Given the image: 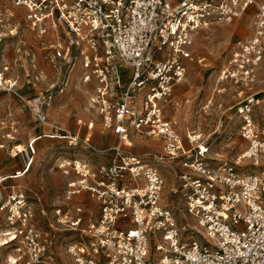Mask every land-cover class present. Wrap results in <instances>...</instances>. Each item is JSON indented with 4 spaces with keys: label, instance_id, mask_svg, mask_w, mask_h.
Here are the masks:
<instances>
[{
    "label": "built area",
    "instance_id": "obj_1",
    "mask_svg": "<svg viewBox=\"0 0 264 264\" xmlns=\"http://www.w3.org/2000/svg\"><path fill=\"white\" fill-rule=\"evenodd\" d=\"M9 1L24 10L23 20L42 41L52 68L78 66L82 83L93 85L89 106L117 143L99 152L110 155V163L95 168L77 160L59 163L65 189L50 221L41 211L46 231L37 227L26 193L5 195L6 179L0 178V264H59L58 230L70 237L69 264H264V165L258 173L236 168L244 159L264 162V89L251 93L264 70V0ZM251 9V36L237 43L216 77L217 92L249 91L235 105L246 148L233 164L213 163L200 134L184 144L165 118V106L186 77L195 34L233 25ZM7 71L8 66L0 70L1 91L15 85ZM61 82L59 93L66 84ZM50 101L51 94L32 103L44 124L43 108ZM131 135L158 140L161 152H127ZM33 153L30 147L26 169ZM169 176L182 213L194 223L182 228H192L187 238L174 209L161 201Z\"/></svg>",
    "mask_w": 264,
    "mask_h": 264
},
{
    "label": "rangeland",
    "instance_id": "obj_2",
    "mask_svg": "<svg viewBox=\"0 0 264 264\" xmlns=\"http://www.w3.org/2000/svg\"><path fill=\"white\" fill-rule=\"evenodd\" d=\"M254 12V9H251L233 25H213L195 34L192 47L193 60L186 77L173 91L171 103L165 106V117L179 131L184 144H187L188 136L200 134L201 141L209 145L206 156L213 163L233 164L246 148V143L239 137L241 119L235 113V105L243 100L249 91L228 88L224 93L217 92L221 87L217 86L216 77L237 43L246 40L252 34ZM23 17V9L15 8L9 0H0V70L9 65L7 77L17 80L16 86L14 85L11 90L7 92L0 90V111L4 113L0 119V135L3 136L5 132L1 129L2 121L6 118L4 110L6 111L8 104L14 107L13 121L16 123L14 135L17 137L21 132L25 134L31 126L42 123L38 118H33L36 114L27 106L31 97L52 95L53 101L43 108L45 122L50 123L45 127V133L61 137L54 141L53 147H44L43 150L36 151L34 163L32 159L33 165L31 163L29 166L28 169L31 170L27 175L31 181L34 176H39L38 184L31 183L34 189L29 192V201L33 208L38 207L34 209L37 227L46 231L48 222L40 211L43 209L50 221L52 210L60 204L65 189L66 179L59 168V163L62 160L67 162L77 160L87 162L95 168L99 164L111 162L110 155H101L100 151L97 153L96 150L82 143L87 135V123H94L88 141L90 140V144L95 148H112L116 138L102 128L98 114L90 108L89 97L94 88L92 84L82 83L80 68L75 66L73 69H66L62 63H59L57 69H53L45 60V53L41 50L42 41L30 31ZM200 59L204 60L198 64L197 60ZM259 75L261 82L251 89V93L264 89V70H261ZM59 80L66 82L65 86H60L61 93L51 87L52 83L58 84ZM26 84L28 88L31 87L30 91H23L22 87ZM181 100L184 102L178 107L172 104L173 101ZM231 106L234 108L229 111L228 108ZM77 121L81 123L78 125ZM84 123L86 125L82 126ZM38 132L40 131L36 133ZM66 137L68 139H64ZM131 137L132 146L124 147L127 152L135 155L149 151L161 152L160 146L154 143L153 138H141L135 135ZM72 138L77 141H73ZM21 152L22 146H16L13 150V154L18 155ZM262 165H264L262 161L254 164L253 160H248L241 161L236 168L239 172L258 173ZM8 184L25 187L24 181L19 179ZM175 187L174 178L169 176L165 182L161 201L174 209L181 235L187 238L191 236L192 228L186 227L185 230L182 228L186 224L193 227L194 223L182 213L181 197L179 193L172 192ZM35 192L43 195L36 204L32 202L37 200ZM3 226L4 220L0 215V228ZM69 238L66 232L60 230L55 232L54 252L59 264L70 263L65 252V243Z\"/></svg>",
    "mask_w": 264,
    "mask_h": 264
},
{
    "label": "crops",
    "instance_id": "obj_3",
    "mask_svg": "<svg viewBox=\"0 0 264 264\" xmlns=\"http://www.w3.org/2000/svg\"><path fill=\"white\" fill-rule=\"evenodd\" d=\"M250 36H248L246 39H248ZM5 77H6V79H9L11 82H15V86H16V84H17L16 81L17 80L7 77V73L5 74ZM59 82H60V80L58 81V84L57 83H52L51 87H53L55 90H57V88H58V86L60 84ZM28 87L29 86H27V84L24 85L22 87L23 91H30L31 87L30 88H28ZM27 94H29V92H27ZM37 96H39V95H36V96L33 95L31 97V101L27 102V106L30 109L32 107V103L34 101V98L37 97ZM6 107H7L6 111L4 110V112L6 113V118L2 121V126L3 127L1 129V130H4L5 132H4L3 136L0 135V178L5 177L6 180L4 182L5 188H1V187L0 188L3 190V193L5 195H7L11 190L12 191L13 190L14 191L22 190V191H24L26 193L27 197L29 198V196H30L29 192H32V189H34L33 188L34 185H32V184H33V182H36L38 184L37 179L39 178V176L38 175L34 176V179H32V181L27 176L31 169H26V166H25L26 153L28 151H30V147L33 148V150H34L33 163H34L35 156H36L35 155L36 151L37 150L38 151L39 150H43L44 147H49V148L53 147L54 146V141L55 140H59L61 136L60 135L57 136L56 134L45 133V130H46L45 127L50 124L48 122L47 123L45 122V124L44 123H40V125L31 126L30 128L27 129V132L25 134H23L21 132L19 136L15 137L14 134L16 132V123H15V121H13V116H15L14 107L11 104H8ZM31 111H32V109H31ZM33 113H35V111H33ZM2 114H4V113H2L0 111V119H2ZM164 115H165V113H164ZM34 116H36V115H33V118L36 119L37 117H34ZM167 120L170 121L169 119H167ZM80 123H81V121H77L78 125ZM90 123H92V122H88L87 125H86V123L82 124V126H85V125L87 126V135H86L85 140L88 139V135L91 133V130H92L93 126H94V123H92V127L88 128V125ZM100 124H101V122H100ZM57 127H59V126H57ZM37 131H40V132L36 133ZM113 137L116 138L115 139V144L113 145V146H115L116 143H117V137L114 136V135H113ZM131 138L132 137H130V142L132 143ZM64 139H68V138L66 137ZM89 142H90V140H89ZM154 143L157 144L158 146H160V144L156 140H154ZM16 146H22V152L20 154H18V155H17V153L13 154V150H14V148ZM131 146H132V144H131ZM107 149H109V148H107ZM97 153H98V151H97ZM33 163H32V165H33ZM43 177H44V175H43ZM18 179L20 181L21 180L24 181L25 187L21 188V187H17V186L8 184V182H12V181L15 182ZM35 191H37V190H35ZM34 195H35L37 200H35V201H33L32 199L31 200H32V202L34 204H36L37 201L39 202V198L42 197L43 195L42 194H38L36 192L34 193ZM87 203L92 204V201L91 202H87ZM53 206H55V205H53ZM37 208L38 207H36V206L34 207V209H37ZM41 211H44V210L41 209ZM41 211H40V213H41Z\"/></svg>",
    "mask_w": 264,
    "mask_h": 264
},
{
    "label": "bare ground",
    "instance_id": "obj_4",
    "mask_svg": "<svg viewBox=\"0 0 264 264\" xmlns=\"http://www.w3.org/2000/svg\"><path fill=\"white\" fill-rule=\"evenodd\" d=\"M243 16H245V15H242L241 17H243ZM240 17V18H241ZM239 18V19H240ZM12 32H14V31H12ZM204 60V59H203ZM202 60V61H203ZM179 86V85H178ZM177 87V86H176ZM175 89V88H174ZM174 91V90H173ZM175 118V117H174ZM152 140H155V139H152ZM158 142V141H157ZM82 143L86 146V147H90V148H92V149H94V150H96V151H103V150H105V149H98V148H95L94 146H92L91 144H90V142L88 141V139H86V140H82ZM132 143L130 142V144L129 145H131ZM241 161H248V160H240V163H241ZM162 196H163V193H162ZM1 242H2V240L0 239V246L2 245L1 244Z\"/></svg>",
    "mask_w": 264,
    "mask_h": 264
}]
</instances>
